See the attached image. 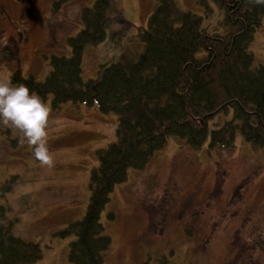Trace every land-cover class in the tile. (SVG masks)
Here are the masks:
<instances>
[{"label":"rangeland","instance_id":"obj_1","mask_svg":"<svg viewBox=\"0 0 264 264\" xmlns=\"http://www.w3.org/2000/svg\"><path fill=\"white\" fill-rule=\"evenodd\" d=\"M92 2L0 0V76L19 67L25 76L43 81L52 55L70 56L66 40L80 29V9ZM174 2L181 11L203 13L195 0ZM154 7V0L111 1L104 41L83 51V80H97L101 65L139 48L131 39ZM212 9L203 25L220 20L221 12ZM248 49L254 65L264 63V18ZM45 102L54 163L41 165L21 142V133L0 123V204L15 220L14 235L39 245L42 256L32 264H70L73 236L59 232L84 215L95 151L114 141L116 117L99 113L95 105L66 103L53 110L51 97ZM206 144L192 150L170 137L143 170H129L126 181L114 187L101 213L111 239L104 264H155L162 256L169 264H264V153L253 151L240 135L232 151ZM231 196L240 214H249V223L241 225L234 213L231 219L221 215ZM186 197L203 212L195 222L178 212ZM108 213L115 215L112 221Z\"/></svg>","mask_w":264,"mask_h":264},{"label":"trees","instance_id":"obj_2","mask_svg":"<svg viewBox=\"0 0 264 264\" xmlns=\"http://www.w3.org/2000/svg\"><path fill=\"white\" fill-rule=\"evenodd\" d=\"M111 1L93 0L80 9V29L66 40L70 56L52 55L43 81L25 76L19 67L9 75L44 101L51 97L53 110L66 103L95 105L99 113L116 117L114 141L95 151L97 165L90 172L84 215L59 232L61 237L73 236L70 264H104L111 239L101 213L109 195L126 181L129 170H143L168 138L192 150L207 143L208 149L232 151L240 135L253 151L264 153V63L254 65L248 49L261 27L264 4L195 0L200 15L179 10L174 0H154L146 25L137 27L131 39L139 48L101 65L97 80H83V51L104 41ZM212 5L221 18L203 25ZM9 183H4L6 191ZM9 211L0 204V264L35 263L41 249L14 235ZM114 217L107 215L111 221ZM155 264L169 261L162 256Z\"/></svg>","mask_w":264,"mask_h":264},{"label":"clouds","instance_id":"obj_3","mask_svg":"<svg viewBox=\"0 0 264 264\" xmlns=\"http://www.w3.org/2000/svg\"><path fill=\"white\" fill-rule=\"evenodd\" d=\"M256 2L264 4V0ZM49 117V107L38 93L24 83H13L7 75L0 76V123L18 130L34 158L51 167L54 158L48 145Z\"/></svg>","mask_w":264,"mask_h":264},{"label":"flooded vegetation","instance_id":"obj_4","mask_svg":"<svg viewBox=\"0 0 264 264\" xmlns=\"http://www.w3.org/2000/svg\"><path fill=\"white\" fill-rule=\"evenodd\" d=\"M19 38H21V36L19 35ZM23 40V38L21 39ZM212 194L213 196L217 195L216 192L214 193H209L207 194L206 196V200L209 199V196L212 197ZM174 197H170V201L173 200ZM204 200H202L201 202H203ZM229 202H227L226 204H224L223 206H221L220 208V213H222L221 215L228 219V218H232L233 217V214L231 213H234L236 216H237V220L239 221V223L242 225L244 222L246 223H249L251 221V217L249 216V214H240L239 212V206L235 203V200L232 199V196L231 198L228 200ZM237 202H241V198H237L236 199ZM205 202V201H204ZM235 207V208H234ZM178 212L183 214H187L188 218H189V222H195L198 220V218L200 216H202L203 212L197 208H195V206L193 205V198L192 197H186L182 200L179 208H178ZM238 211V212H237Z\"/></svg>","mask_w":264,"mask_h":264}]
</instances>
